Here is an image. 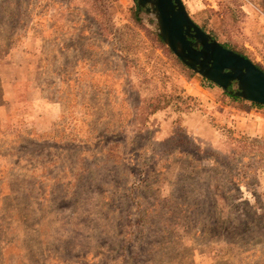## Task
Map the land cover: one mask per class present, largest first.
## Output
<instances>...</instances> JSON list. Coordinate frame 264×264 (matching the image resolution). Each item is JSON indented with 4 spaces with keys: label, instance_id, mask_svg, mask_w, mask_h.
Listing matches in <instances>:
<instances>
[{
    "label": "rangeland",
    "instance_id": "374dc122",
    "mask_svg": "<svg viewBox=\"0 0 264 264\" xmlns=\"http://www.w3.org/2000/svg\"><path fill=\"white\" fill-rule=\"evenodd\" d=\"M181 1L264 71V0ZM138 9L0 0V264H264V105L185 65ZM12 72L53 95L76 75L104 85L123 124L91 142L61 140L60 120L35 136L27 86L2 103ZM203 118L214 135L197 132Z\"/></svg>",
    "mask_w": 264,
    "mask_h": 264
},
{
    "label": "crops",
    "instance_id": "0c3cea01",
    "mask_svg": "<svg viewBox=\"0 0 264 264\" xmlns=\"http://www.w3.org/2000/svg\"><path fill=\"white\" fill-rule=\"evenodd\" d=\"M16 66L18 65L13 61L8 64L11 69ZM24 68L29 73L30 71L35 73L33 69L36 67H33L30 62H27ZM29 77L25 74L19 76L17 72L16 74L12 72L10 74L11 79L7 78L4 81L5 88L8 85L12 88V94L11 96L10 94H8L9 96L6 95L5 102L2 103L11 109L15 108L19 100L16 89L24 83L27 86L24 97L32 107V113L24 126L27 130L33 131L35 136L40 135V133L44 136H47L48 132L53 133V127L60 120L56 130L62 134L61 140H70L73 143L91 142L99 133H113L114 129L123 124V121L118 118V112L113 107L108 106L112 96L108 94V87L99 84L93 85L89 78L84 80V78H80V75H76L73 79L65 78L63 83L59 84L58 93L55 91V95H53L46 90V86L39 85V82H34L31 86V82L35 79ZM100 89L101 93H99ZM99 94H104V96H99ZM103 104H106V108L101 107ZM230 109L229 111L224 108L221 111L219 118L222 123L228 121V117H236V114H240V112H248L247 106H244V109ZM202 130H208L213 135L217 132L213 128V124L207 123V118L201 119L199 125L197 123V132L200 134Z\"/></svg>",
    "mask_w": 264,
    "mask_h": 264
},
{
    "label": "water",
    "instance_id": "95a60500",
    "mask_svg": "<svg viewBox=\"0 0 264 264\" xmlns=\"http://www.w3.org/2000/svg\"><path fill=\"white\" fill-rule=\"evenodd\" d=\"M154 14L158 34L174 54L193 71L224 90L264 105V71L244 55L224 47L199 27L181 0H135ZM235 85L234 90L228 86Z\"/></svg>",
    "mask_w": 264,
    "mask_h": 264
},
{
    "label": "trees",
    "instance_id": "16d2710c",
    "mask_svg": "<svg viewBox=\"0 0 264 264\" xmlns=\"http://www.w3.org/2000/svg\"><path fill=\"white\" fill-rule=\"evenodd\" d=\"M136 6L138 7L137 3H136ZM138 8H139V7H138ZM138 10H142V9L139 8ZM223 46H224V45H223ZM225 47H226V46H225ZM228 94H229L230 97H233L234 99H240V97L237 96V95H235L234 92H231V93L228 92ZM252 104H254V105H256V106H263V105H260V104L254 103V102H252Z\"/></svg>",
    "mask_w": 264,
    "mask_h": 264
},
{
    "label": "flooded vegetation",
    "instance_id": "af4514ba",
    "mask_svg": "<svg viewBox=\"0 0 264 264\" xmlns=\"http://www.w3.org/2000/svg\"><path fill=\"white\" fill-rule=\"evenodd\" d=\"M149 4H146V6L145 7H147ZM145 7H141L140 9H144L145 10ZM235 85L232 83L231 85H229L228 86V90H234L235 88ZM227 91V90H226ZM227 92H229V91H227ZM230 93V92H229Z\"/></svg>",
    "mask_w": 264,
    "mask_h": 264
}]
</instances>
